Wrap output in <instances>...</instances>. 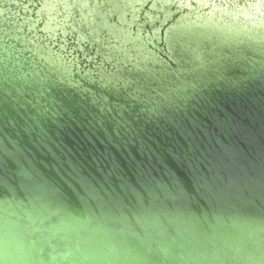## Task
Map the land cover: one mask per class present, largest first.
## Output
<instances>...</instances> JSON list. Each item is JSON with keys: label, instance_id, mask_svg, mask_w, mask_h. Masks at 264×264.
I'll return each instance as SVG.
<instances>
[{"label": "water", "instance_id": "95a60500", "mask_svg": "<svg viewBox=\"0 0 264 264\" xmlns=\"http://www.w3.org/2000/svg\"><path fill=\"white\" fill-rule=\"evenodd\" d=\"M107 1L118 12L125 3ZM182 22L174 32L192 54L184 74L195 76L168 82L149 71L155 94L130 109L141 123L122 119L125 139L103 130L113 157L46 164L78 195L50 192L35 172L0 180L11 192L25 178L34 208L0 200V264H264V36ZM16 106L15 127L22 117L51 126L52 109Z\"/></svg>", "mask_w": 264, "mask_h": 264}, {"label": "rangeland", "instance_id": "374dc122", "mask_svg": "<svg viewBox=\"0 0 264 264\" xmlns=\"http://www.w3.org/2000/svg\"><path fill=\"white\" fill-rule=\"evenodd\" d=\"M124 1L118 12L107 0H0V180L8 176L16 182L15 178L21 180L19 173L35 172V180L46 183L50 192L78 195L76 188L51 177L46 164L98 162L107 151L113 157L115 147L102 142L110 137L103 130H114L123 138L119 122L141 120L130 109L135 100L154 96L148 87L149 71L164 75L168 82L195 76L184 74L192 54L174 32L179 20L182 26L193 21L220 33L244 26L247 34L264 36V0ZM120 36L131 40L122 44ZM205 47L202 50L209 52L211 44ZM227 48L226 53H237ZM137 63L144 67L134 68ZM9 71L15 73L11 75L15 82L5 80ZM16 101L31 107L41 102L44 112L52 109L46 116L51 126H35L22 117L21 127H15L11 114L19 110ZM33 127L45 137L32 140L28 134ZM24 184H15L16 191L12 186L11 192L0 190V200L7 199L16 209H34L28 206Z\"/></svg>", "mask_w": 264, "mask_h": 264}, {"label": "bare ground", "instance_id": "6f19581e", "mask_svg": "<svg viewBox=\"0 0 264 264\" xmlns=\"http://www.w3.org/2000/svg\"><path fill=\"white\" fill-rule=\"evenodd\" d=\"M1 8V7H0ZM1 10V9H0ZM1 14V13H0ZM5 15V14H4ZM7 15V14H6ZM0 17H2V16H0ZM9 19V18H8ZM13 19V18H12ZM9 20H11V19H9ZM16 22V21H15ZM7 25V24H6ZM13 25V24H12ZM5 27V26H4ZM243 28H238V29H236V28H234V29H228V30H226L227 31V33L229 32V34H236V35H240V34H242V35H245V34H247V32L249 31L246 27H244V26H242ZM3 31V30H2ZM226 31H224L223 33H225ZM13 33V32H12ZM226 33V34H227ZM26 34V33H25ZM24 34V35H25ZM31 37V36H30ZM243 37V36H242ZM37 43V42H36ZM16 44V43H15ZM14 44V45H15ZM20 44V43H19ZM10 45V44H9ZM16 46V45H15ZM34 47V46H33ZM37 49V48H36ZM20 50V49H19ZM28 51V50H27ZM38 51V50H37ZM30 52V51H29ZM8 53V52H7ZM20 53V52H19ZM30 53H32V52H30ZM32 56V55H31ZM54 56V55H53ZM41 58V57H40ZM32 59V58H31ZM36 59V58H35ZM62 60V59H61ZM37 61V60H36ZM21 64V63H20ZM32 66V65H31ZM42 66V65H41ZM40 66V67H41ZM40 69V68H39ZM27 73V72H26ZM13 74H15L14 72H12V71H9L8 72V74H7V76L5 77V80L6 81H11V82H15L16 80H14V81H12V79H13V77L14 76H11V75H13ZM29 74V73H28ZM42 76V75H41ZM80 77V76H79ZM86 78V77H85ZM76 79V78H75ZM82 79V78H81ZM38 80H40V79H38ZM50 81V80H49ZM32 83V82H31ZM41 83V82H40ZM50 83V82H49ZM48 83V84H49ZM46 84H47V82H46ZM96 85V84H95ZM94 85V86H95ZM58 86V85H57ZM64 86V85H63ZM55 87V86H54ZM59 87V86H58ZM57 87V88H58ZM62 87V86H61ZM15 88V87H14ZM64 88H66V87H64ZM71 88H72V86H71ZM77 88H78V86H77ZM76 88V89H77ZM82 89V88H81ZM87 89V88H86ZM48 90V89H47ZM84 90V89H83ZM24 91V90H23ZM77 91V90H76ZM49 92V91H48ZM111 92V91H110ZM35 93V92H34ZM74 93V92H73ZM76 93V92H75ZM72 94V93H71ZM79 94V93H78ZM42 95V94H41ZM40 95V96H41ZM82 95V94H81ZM83 96V95H82ZM19 98V97H18ZM41 98V97H40ZM17 99V98H16ZM41 100V99H40ZM53 100V99H52ZM26 101H28L27 99H26ZM91 101V100H90ZM41 103V102H40ZM40 103H38L39 104V107H40ZM59 103V102H58ZM36 104V103H35ZM52 104V103H51ZM62 104V103H61ZM94 104V103H93ZM42 105V104H41ZM50 105V104H49ZM59 105V104H58ZM56 108V107H55ZM59 108V107H58ZM48 109V108H47ZM60 109V108H59ZM98 110H99V108H98ZM51 113V112H50ZM61 113V112H60ZM57 114V113H56ZM59 114V113H58ZM55 114H53V116H54ZM82 115V114H81ZM95 115V114H94ZM104 116V115H103ZM70 117V116H69ZM56 118V117H55ZM75 120V119H74ZM69 121H70V119H69ZM118 129V128H117ZM114 131V130H113ZM117 132V131H116ZM121 132V131H120Z\"/></svg>", "mask_w": 264, "mask_h": 264}, {"label": "trees", "instance_id": "16d2710c", "mask_svg": "<svg viewBox=\"0 0 264 264\" xmlns=\"http://www.w3.org/2000/svg\"><path fill=\"white\" fill-rule=\"evenodd\" d=\"M240 27H242V26H240ZM239 28V27H238ZM242 37V35H240L237 39H239V38H241Z\"/></svg>", "mask_w": 264, "mask_h": 264}]
</instances>
